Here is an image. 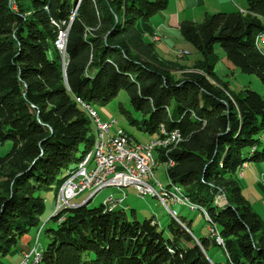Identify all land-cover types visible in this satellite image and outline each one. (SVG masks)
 I'll list each match as a JSON object with an SVG mask.
<instances>
[{"label":"trees","instance_id":"obj_1","mask_svg":"<svg viewBox=\"0 0 264 264\" xmlns=\"http://www.w3.org/2000/svg\"><path fill=\"white\" fill-rule=\"evenodd\" d=\"M167 7L168 0H0V143H11L0 156V256L42 227L41 193H57L92 151L96 130L78 101L92 108L124 91L140 120L125 114L139 131L180 133L176 146L156 152V163H173L167 189L197 206L207 236L193 231V220L169 216L160 230L154 219L130 221L124 205L109 211L89 200L50 218L41 264H223L214 251L225 264H264V221L238 180L244 164L264 162V95L230 96L214 73L219 46L264 87L256 41L264 34V0L179 25L203 73L160 58L140 31Z\"/></svg>","mask_w":264,"mask_h":264},{"label":"rangeland","instance_id":"obj_2","mask_svg":"<svg viewBox=\"0 0 264 264\" xmlns=\"http://www.w3.org/2000/svg\"><path fill=\"white\" fill-rule=\"evenodd\" d=\"M245 4L247 5V0H245ZM63 34H65L64 36H66L65 32H63ZM155 36L153 37V41L157 42L159 38L158 36L157 37ZM60 39H61V32L59 34V39L57 42V47L59 50H60V45H64L66 41V38L65 40L64 38L61 39L64 41H61ZM171 44L173 45V48L177 50L175 54L176 58L177 59L184 58V60L181 61L182 63L179 61V63L182 66H186L183 69V71H186V72L195 71L198 73H203V71L200 69L202 65L201 56L197 53V51L189 43H187L186 41L182 39L181 35L178 34L177 38L173 39ZM262 44L264 45V43ZM262 44H260L261 47H258V48H260L262 50V53L264 54V46H262ZM215 52L218 56V62L215 66L214 73L216 74L219 80H221L223 83L226 84L227 88L224 87L223 83H219L220 87L223 88V90L228 95L231 96L232 92L235 94L241 95L245 90H252L254 92H257L260 95H264V87L262 83L260 82V80L255 75H246V74L241 73L227 59L225 52L219 46H216ZM167 57L168 58L166 59H169L171 62H177V60L175 59L174 55H172V53L169 54V56ZM189 63H191V65H189ZM211 80H213V82L218 84L217 80L215 79H211ZM92 109L98 114L102 122L110 123L112 121H116L117 126H115V128L124 129L126 132H128L131 135L133 140L137 143L147 144L149 143L151 139L154 138V136H150L148 134H145L139 131L138 128L135 125L131 124V122L127 118L125 112L129 113L130 116L134 120H138V121L140 120L139 115L132 109L128 95L124 91L120 92L115 98H113L112 100H110L109 102L105 104L98 103V102L94 103L92 105ZM10 148H11L10 142H6L4 144L0 143V156L5 155L10 150ZM162 150H165V149H162ZM153 157L156 160V151L153 153ZM166 167H168V165L164 166L163 164H159L157 162L152 171L154 172V178L160 184H162L164 188H166L169 184L167 175L165 173ZM259 173L260 172L258 171L257 174ZM240 175H241V171L238 173V176ZM239 180L241 181L242 178H240ZM262 181H263V178H262ZM64 183L61 185L57 193L55 190L41 193V196L48 195V203L47 205H45V210H44L45 212L43 214L44 223L42 227L38 230L36 237L34 236L35 238H37V244H36V257L37 258L36 259H39V256H40L41 260L39 262L41 263H42L43 250L46 248L47 243H48V239L46 237V231L49 228H52L55 226V224L49 220L51 217H58L64 211V210L61 211V213H58V215H56L57 212L55 211V213H52L51 215L53 208L52 209L50 208L53 204H54L53 206L55 207V197L56 195H59V193L61 195L60 191L63 188L62 186L64 185ZM247 185H248V188L246 190L243 188L244 194L243 193L242 194L244 195V197L249 198L250 197L249 195H251L253 203L255 204L260 203L263 205L264 192L260 188L256 187L255 185H252V184H247ZM124 194L126 195V202L123 207L128 206V210H126L125 212L130 221L137 219L139 222H143L145 219H148V220L154 219L155 222L158 223L159 229L163 230V228H166L167 223L169 222V216L172 217L171 213L175 212V215H176L175 217L177 218V219L175 218V220L180 222L178 219V216L187 219V221L193 220L194 221L193 231L195 233L200 232L203 235V237L207 236L205 235L206 231L204 227V219H203L202 214L199 211L197 210L192 211L190 210L189 206H181V205H174V204L171 205L170 202L169 203L166 202L168 205L166 208L156 198H152L150 196H146L144 198L139 197L135 191L134 186L125 187L122 189H117L116 187H110V188L104 189L100 191L99 193H97L93 199H90L91 200L90 206L99 207L101 204H104L108 200L113 199V197L115 199H121ZM181 194L183 193L181 192ZM89 195H90L89 193L80 194L79 196H77L76 198L72 200V203H69L70 206L78 207L81 205L80 203L84 202L85 200L89 201L88 200ZM217 200L224 202L222 196L218 198ZM123 207L120 206L117 208V210H121ZM256 210H258L257 207H256ZM133 211L136 212V218L133 215ZM261 217L263 216L261 215ZM205 219L208 223L210 222L207 216L205 217ZM59 221H61V219ZM211 230H214V233ZM31 232L35 233L36 229H33ZM209 232L215 238L217 237L216 238L217 243L219 241L220 243L218 244L222 245V240L220 236L218 235L215 227L210 228ZM164 235L166 236V234ZM34 245H35V242H34ZM16 248L17 246L9 254L5 256H0V264H21L23 261V257L14 255ZM213 256H214L215 261L225 264L226 259L223 257V255L219 251H214Z\"/></svg>","mask_w":264,"mask_h":264},{"label":"built area","instance_id":"obj_3","mask_svg":"<svg viewBox=\"0 0 264 264\" xmlns=\"http://www.w3.org/2000/svg\"><path fill=\"white\" fill-rule=\"evenodd\" d=\"M64 35L61 32V39L65 38ZM60 50L64 51V48L60 46ZM78 102L87 110L93 127L98 128L99 140L96 143L94 152L88 156L87 161L84 163L83 171L75 172V178L70 179L62 195H56L53 213H55L56 208H64L66 210V205L72 203V200L80 194L90 193L92 190L102 191L109 188V186H116L117 189H122L125 188V182L135 183V191L139 197L144 198L146 195H152L148 186H145L146 162L149 157L151 144L153 142H161L162 150L164 141H156L153 138L147 144L137 143L128 132H114L116 121L104 123L91 107L80 101ZM172 133L173 136L180 134L179 132ZM172 166L173 163L169 162L168 167ZM125 200V194L121 199L113 197V202H106V208L109 206H121ZM208 229L210 230V225H208ZM211 231L214 233V230ZM36 244L37 238L35 239V245L23 252L21 264H35Z\"/></svg>","mask_w":264,"mask_h":264},{"label":"crops","instance_id":"obj_4","mask_svg":"<svg viewBox=\"0 0 264 264\" xmlns=\"http://www.w3.org/2000/svg\"><path fill=\"white\" fill-rule=\"evenodd\" d=\"M246 6L247 5L245 4V0H168L167 9L164 12L155 15L148 22H141L139 29L144 35V38L147 42L155 43L154 44L155 49L160 58L166 61H170L169 59L166 58H168L167 56H169V54L172 53V55H174L175 59L179 63V61L180 62L183 61L184 58L182 59L176 58L175 54L177 50L173 48L171 42L173 39L177 38L178 34L180 35L179 25L182 22L189 21L194 23H200L203 21V19L206 16L219 12L222 13L245 12ZM155 35H157L159 38L157 42L153 41V37ZM189 65H191V63H189ZM258 171L260 172L259 174H257ZM263 176H264V162L246 163L241 170V175L238 176V180L242 178L241 181L239 180L242 193L244 192V189L246 190L248 188L247 184L255 185L264 192ZM249 196H250L249 198L245 197L246 200L250 203L254 211L264 221V203L263 205L260 203L255 204L252 202L251 195ZM43 198L45 200V205H47L48 195L43 196ZM125 202L126 200L124 201L123 205L125 204ZM53 205L52 206L50 205L51 206L50 208L51 209L53 208L51 215L55 208ZM256 207L258 210H256ZM133 215L136 217V212L133 211ZM261 215L263 217H261ZM192 228H194V221L192 223ZM31 231L21 239L20 243L17 245L14 255L23 257V252L34 246V242L36 239L35 237L38 230H36L35 233ZM164 231L166 235H168V231L167 230ZM205 231H206L205 235H207L208 232L207 228H205ZM198 234L200 236H203L200 232Z\"/></svg>","mask_w":264,"mask_h":264},{"label":"bare ground","instance_id":"obj_5","mask_svg":"<svg viewBox=\"0 0 264 264\" xmlns=\"http://www.w3.org/2000/svg\"><path fill=\"white\" fill-rule=\"evenodd\" d=\"M65 40V38H64ZM61 40V41H64ZM257 46L261 47L260 44L264 43V34L260 35L257 38ZM263 45V44H262ZM63 46V45H60ZM115 126H117V123L114 125V132H118V133H126V131L122 128H115ZM96 130V139H95V143H94V147L92 149L91 152H89L83 159L82 161H80V163L78 164L77 168L75 171H73L72 173H70L69 177L67 178V180L65 181L64 185L62 186L63 188L61 189V195L63 193L64 188L67 186L68 182L70 181V179L75 178V172H81L84 169V163L87 161L88 156L94 152L95 148H96V143L99 140V130L97 127H94ZM116 129V130H115ZM177 132V131H174ZM156 141H164V148L165 150H168L171 146H176L178 144V142H180L181 140V136L180 134L177 136H173V133H166L163 129L161 130V134L159 137L155 138ZM158 150H161V142H153V144H151V147L149 149V157L147 158V162H146V176H145V186H148V188L150 189L152 195H146V196H150L152 198H156L158 199L166 208H167V203L166 202H170L171 205H181V206H189L190 210L195 211L198 210L197 206L193 205L192 203H185L182 204L181 202H190L188 201V199L186 197L183 196V194H181V192L176 189L171 187L170 189L167 187L164 188L162 186V184H160L155 178H154V172L153 168L156 165V160L153 157V153ZM164 150V151H165ZM129 186H134L135 187V183L134 182H125V187H129ZM110 187H116V186H109ZM101 190H92L90 191V195L88 197V200L93 199L95 197V195L97 193H99ZM60 195V193H59ZM87 201V200H86ZM85 201V203H86ZM107 202H113V199L108 200ZM84 204V203H83ZM106 204V202H105ZM82 205V204H81ZM123 205H121L122 207ZM77 206H70L66 205V209L67 208H75ZM120 207V206H109L107 209L109 211L114 210L115 208ZM125 208V207H124ZM128 207H126L127 210ZM64 208H57V210H55L57 212L56 215H58V213H61V211H63ZM172 217L175 219L176 215L175 212H172ZM205 215V213H204ZM177 219V218H176ZM40 232V231H39ZM217 236V235H216ZM217 238V237H216ZM217 240V239H216ZM218 243H220L218 241ZM42 250V249H41ZM38 252V251H37ZM42 255V253H41ZM38 256V255H37ZM37 258V257H36ZM39 259H36L35 264H39L41 262H39Z\"/></svg>","mask_w":264,"mask_h":264},{"label":"water","instance_id":"obj_6","mask_svg":"<svg viewBox=\"0 0 264 264\" xmlns=\"http://www.w3.org/2000/svg\"><path fill=\"white\" fill-rule=\"evenodd\" d=\"M65 38H66V36H65ZM64 46H65V43H64V45L62 46L63 48H64ZM86 201V200H85ZM85 201L84 202H82V203H80V204H83V203H85Z\"/></svg>","mask_w":264,"mask_h":264}]
</instances>
